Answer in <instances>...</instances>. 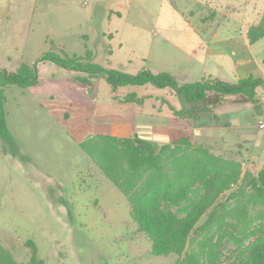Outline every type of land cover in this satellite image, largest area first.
<instances>
[{"label": "rangeland", "instance_id": "1", "mask_svg": "<svg viewBox=\"0 0 264 264\" xmlns=\"http://www.w3.org/2000/svg\"><path fill=\"white\" fill-rule=\"evenodd\" d=\"M262 22L264 0H0V70L14 71L53 50L77 56L90 51L92 61L132 74L142 69L174 73L187 65L182 51L194 43L187 31L194 26L202 31L204 45L198 58L207 49L213 56L210 62L193 61L189 76L177 73L178 81L212 74L235 82L233 62L249 55L264 72V37L250 45L245 40V30ZM211 26H219L217 36L209 33ZM213 60L225 71H218ZM81 77L87 74L42 62L34 86L4 88L7 126L23 158L0 141L2 246L17 264H32L27 241L35 244L42 264H179L175 254L151 253L149 237L130 216L127 195L79 143L97 135L137 136L170 145L171 167L180 161L201 168L208 162L207 172H215L222 163L236 161L243 172L257 175L264 168V127L259 126L264 121V89L257 88L259 112L253 103H236L229 96L217 107L215 124L199 117L202 122L195 130L188 117L171 109L185 107L170 88L145 84L114 89L104 78L84 83ZM131 93L139 97L137 102L124 100ZM197 108L204 110L202 105ZM183 137L191 148L175 146ZM195 145L225 161H207L197 155ZM165 176L174 179L171 171ZM152 180L161 187L165 182L155 176ZM236 190L234 186L218 199L226 202L223 215L203 230L207 215L201 217L187 250L204 249L217 264H264L255 259L264 241V232L255 229L264 222V204L254 203L246 193L231 197ZM205 191V181H197L185 199H160L158 207L183 217Z\"/></svg>", "mask_w": 264, "mask_h": 264}, {"label": "trees", "instance_id": "2", "mask_svg": "<svg viewBox=\"0 0 264 264\" xmlns=\"http://www.w3.org/2000/svg\"><path fill=\"white\" fill-rule=\"evenodd\" d=\"M250 44L264 37V23L252 27L247 32ZM52 63L59 68L87 74L81 77L84 83H90L88 78L101 77L112 88L126 85L151 84L158 88H170L184 101V108L171 109L176 115L193 118L198 106L206 111L223 104L229 96H234L236 103H253L257 112L259 104L257 88L264 89V75H248L227 82L219 78L202 77L199 80L180 83L177 77L169 71L153 72L142 69L137 73H127L118 69L104 67L92 61V53L87 51L85 56L69 55L65 52L49 50L40 55L32 64L21 63L14 71L0 70V141L12 149V155H19L16 151V142L6 121L4 107V88L7 85H16L28 88L37 83V64ZM139 97L134 93L125 96L126 102H137ZM185 145L191 148L188 138L183 137L175 143L176 147ZM81 149L95 162L107 178L125 195L131 204L130 216L137 224L138 229L146 233L151 243V253L154 255L175 254L179 257V264H217L208 251L198 252L187 250L191 233L203 215L206 220L201 225L203 230L216 222L225 208V201L217 203L223 193L237 186L236 192L246 193L254 203L264 204V168L257 175L249 171L243 172L236 161L221 164V169L207 172L209 163L197 167L192 164H182L171 167L168 163L171 155L170 145L159 146L156 142L141 139L137 136L122 137L113 135H97L79 143ZM182 149V148H181ZM194 151L208 160L222 158L211 154L203 145H195ZM173 172L174 179L165 178L167 172ZM152 176L163 178L165 182L153 185ZM146 178L145 184L138 182ZM197 181H205L206 191L201 200L183 217H178L169 210L158 207L160 199H168L178 203L185 199L191 186ZM263 211V212H262ZM264 216V207L262 210ZM256 230L264 232V222L255 226ZM253 231H256V230ZM31 247L30 263L42 264L37 260V248L32 241H27ZM255 259L264 263V241L255 250ZM0 264H17L11 253L0 242Z\"/></svg>", "mask_w": 264, "mask_h": 264}, {"label": "crops", "instance_id": "3", "mask_svg": "<svg viewBox=\"0 0 264 264\" xmlns=\"http://www.w3.org/2000/svg\"><path fill=\"white\" fill-rule=\"evenodd\" d=\"M200 15H202V14H200ZM218 27L217 28H215V27L212 28V26L209 27V30H210L209 33L212 36H217ZM187 31H189V32H191L193 34V36H194V43H191V45L189 46V48L186 47L182 51L183 53H185V55L187 57V61H186L187 65L184 66L180 71L176 70L174 73L172 72L176 77L178 75L177 73H179V74L180 73L181 74L183 73L186 77H188L189 76V73L193 69V67H192L193 66V61L199 59L200 61H203V62H205V61L210 62L209 58H210V56L211 57L213 56V53H212L213 50L207 49V52L208 53H206V50H203V54H202L203 57L202 58H198V56H199L198 55V51L200 49H203V47H204V45L202 43V40L200 38V34H201L200 32H202V31L199 30V28H195L194 26L189 27L187 29ZM247 32H248V28L245 30V35L247 34ZM245 40L248 43V45H250V43L246 39V37H245ZM209 42H211V41H209ZM216 59H217V61L221 62V59L222 58H221L220 55H217ZM213 61L216 64L218 71H220V72H224L225 71L220 63H218L216 60H213ZM259 67L261 68L262 66H260L258 64V62L256 61V59L253 56L249 55L245 59L242 58V59H239V60L233 62V66H232V69L233 70H232V73L231 74L233 76H235L236 78H238V79L239 78H242V77H246L250 73H256V72H261L260 75L261 74L264 75L263 69H260ZM260 70H262V71H260ZM208 76L212 78V74H209ZM213 78H218V77L215 76ZM191 81H193V80H191ZM176 95H178V94H176ZM181 101H182V104H183L182 107L183 106L185 108L189 107V106H185V103H184V101H183L182 98H181ZM224 104H225V102H224ZM219 106H222V105H219ZM219 106H217V107H219ZM217 107L213 108L212 111L199 110L198 113H197V118L196 119H194V118H192V119L189 118L188 119V122H189L190 126H193V124H194V126H196L195 127V130H196L197 129V126H199L202 121H203V123H206V124L207 123L208 124H215V122H216L215 120L217 119V117H216V109H217ZM201 114H205L204 117L201 116ZM199 117H200V119H202V121L199 119ZM212 118H214V120ZM189 120L191 122H193V123H191ZM197 121H198V123H197ZM199 121H200V123H199Z\"/></svg>", "mask_w": 264, "mask_h": 264}, {"label": "built area", "instance_id": "4", "mask_svg": "<svg viewBox=\"0 0 264 264\" xmlns=\"http://www.w3.org/2000/svg\"><path fill=\"white\" fill-rule=\"evenodd\" d=\"M259 126H260L261 128L264 127V121H263V120H259Z\"/></svg>", "mask_w": 264, "mask_h": 264}]
</instances>
